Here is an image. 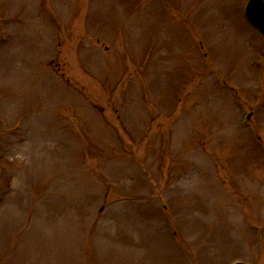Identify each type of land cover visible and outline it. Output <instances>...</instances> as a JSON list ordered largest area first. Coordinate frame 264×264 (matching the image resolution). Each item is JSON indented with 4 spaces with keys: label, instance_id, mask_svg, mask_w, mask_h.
<instances>
[{
    "label": "rangeland",
    "instance_id": "rangeland-1",
    "mask_svg": "<svg viewBox=\"0 0 264 264\" xmlns=\"http://www.w3.org/2000/svg\"><path fill=\"white\" fill-rule=\"evenodd\" d=\"M245 2L0 0V264H264Z\"/></svg>",
    "mask_w": 264,
    "mask_h": 264
},
{
    "label": "water",
    "instance_id": "water-1",
    "mask_svg": "<svg viewBox=\"0 0 264 264\" xmlns=\"http://www.w3.org/2000/svg\"><path fill=\"white\" fill-rule=\"evenodd\" d=\"M246 18L259 29L264 37V2L263 0H248L245 6ZM234 264H245L236 262Z\"/></svg>",
    "mask_w": 264,
    "mask_h": 264
}]
</instances>
